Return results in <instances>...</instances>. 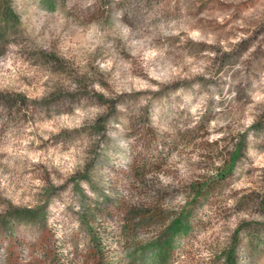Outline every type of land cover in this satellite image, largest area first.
I'll return each mask as SVG.
<instances>
[{"label": "rangeland", "instance_id": "rangeland-1", "mask_svg": "<svg viewBox=\"0 0 264 264\" xmlns=\"http://www.w3.org/2000/svg\"><path fill=\"white\" fill-rule=\"evenodd\" d=\"M241 4L235 0H196L193 7L199 20L218 41L207 45L182 43L183 32L174 35L186 27L180 0H110L112 10H105L104 14L109 29L114 31L106 47L116 55L114 45L119 37L121 43L126 42L131 48L133 56L140 53L144 57L145 68L152 77V81L136 79L134 86L145 89L156 81L161 85L169 81L189 85L162 94L146 92L139 97V103L147 105L154 121L166 125L171 113L193 107L194 101L203 95L209 97L206 103L210 105L220 104L214 99L220 96L234 112L264 98V25L255 14L245 28L235 23L242 22L249 9L264 13V5L248 4L246 0H241ZM52 6L53 0H0V37L8 40L22 37L27 25L39 30L48 16L46 8ZM120 11L123 16L118 15ZM225 14L228 18L221 23L219 17ZM132 19L136 21L134 27L129 23ZM153 21L156 23L149 35L135 32ZM239 32L246 39L233 44L231 41ZM157 40L167 48L163 55H156L162 51L159 46H151ZM224 41L231 51L224 50ZM41 46L49 49L47 42ZM209 50L216 55L206 57ZM58 55L68 58L67 53ZM174 60H180V67ZM237 64L241 67L237 68ZM126 72L127 62L121 59L113 76L124 88L128 85L121 76ZM45 75L53 79L51 85L43 79ZM62 75L59 67L54 72L51 62H42L32 65V75L23 78V84L0 85V148L21 153L20 158L14 159L8 151L0 152V169L4 170L0 171V183L7 185L8 171L19 169L17 179L21 187L26 178L41 180L45 174L55 184L75 171L82 160L90 159L93 167L88 175L94 188L84 181L79 182V187L89 197L83 211L92 223L84 225L86 230L79 233L80 241L59 252L60 246L52 244L42 233L40 219L46 218L48 226L61 237L66 229L79 232L82 219L66 216L64 203L55 198L47 201L45 189L38 185L32 184L23 191L20 187L8 188L0 197L6 201L0 203V264H95L94 259H83L90 254L87 247L92 239L91 230L99 233L103 241L102 248L94 247L93 251L105 252V264H152L153 250L145 252L136 240L147 244L158 237L162 264H259L264 257V156L261 155L264 123L257 121H264V111L253 112L251 124L244 131L235 132L220 152L211 150L212 145L204 138L211 135L210 122L201 128L191 114L182 117L185 127L188 124L193 127L182 137H172L174 151L165 163L179 157L177 168L184 179L172 180L170 186H165L166 180L153 183L155 169L141 178L134 174V168L143 164L141 157L150 156L151 152L140 141L135 146H126L118 121H107L102 132L68 139L66 130L80 126L76 118L52 112L59 111L52 102L46 107H33L37 102L29 101V94L18 90L27 87L35 91L34 84L41 89H55V78ZM236 90L241 100L232 96ZM96 95L103 98V93ZM102 115L88 111L86 126L93 127L95 119ZM53 171L59 176L51 175ZM157 184L169 194L161 198ZM173 189L178 191L173 193ZM60 196L77 213L81 212L79 198L74 196L71 185ZM185 205L193 216L184 211ZM182 212L189 218L168 243L163 234ZM145 224L147 229L139 227ZM76 251H80L79 260H75Z\"/></svg>", "mask_w": 264, "mask_h": 264}, {"label": "clouds", "instance_id": "clouds-1", "mask_svg": "<svg viewBox=\"0 0 264 264\" xmlns=\"http://www.w3.org/2000/svg\"><path fill=\"white\" fill-rule=\"evenodd\" d=\"M180 3L182 5L180 11L184 14L186 27L181 28L174 35L180 36V33L183 32L184 35L181 36L182 43L187 41H193L197 44L202 42L207 45L218 43L215 35L199 20V14L193 7L196 0H180ZM235 3L241 4V0H235ZM246 3L264 5V0H246ZM109 5L110 0H53V6L46 8L48 16L45 17V21L39 30L27 25L22 37L14 40L0 37V85L9 83L23 84V78L32 75V65L51 62L54 72L57 67L63 71L62 76L55 78V89H41L36 84L33 85V88L36 89L35 91L27 87L18 89L29 94V101L37 102L33 107H46L49 102H52L51 105H56L59 108V111L51 110L52 112L68 113L76 118L80 122V126L66 130L65 136L68 139L84 133L102 132L107 121H118L117 127L124 136L126 146H135L140 141L142 144L147 145L151 152L150 156L141 157L143 164L139 168H134V174L141 178L155 169L156 176L153 178V183L166 180L167 184L165 186H170L172 180L184 179L177 168L179 157L172 160L171 163H165L166 157L174 151L175 143L172 137H182L188 133L189 128L193 127L192 124H188L185 127L181 122L182 117H185L186 114H191V119L199 123L201 128L210 122L208 131L211 135L204 138L212 145L211 150L220 152L221 149H224L229 144L235 132L244 131L251 124V114L253 112L264 111V98L254 101L241 112H234L229 110V106L221 100L220 96L214 97L220 104L210 105L206 103L209 97L203 95L194 101L193 107L184 109L182 112L171 113L166 125H161L159 122L154 121L147 105L139 103V97L146 92L162 94L164 91L177 87H189V85L186 83L177 84L172 81H169L166 85H161L159 81H156L145 89L136 88L134 86V80L136 79L152 81V77L148 75L145 68L147 61L140 53L133 56L131 48L127 47L126 42L121 43L119 37H117L114 45L116 55H113L112 50L106 47L111 41L114 31L113 28L109 29L108 21L104 14L105 10L111 12L112 9ZM243 6L241 4V7ZM239 10L237 9V11ZM254 14L260 18L258 22L264 25V13L257 12L255 9H249L247 13H244L243 21H236L235 23L239 27L245 28L252 22L250 18ZM118 15L123 16V12H118ZM227 18L225 14L221 15L219 20L223 23ZM129 23L134 27L136 21L132 19ZM155 23L153 21L152 25L144 29L137 28L135 32H142L147 36ZM126 25L132 31V27L129 24ZM244 39H246L244 33L239 32L231 42L235 44ZM42 42L49 44L48 50L42 48ZM223 43L225 44L224 50L231 51L227 47L228 42L224 41ZM151 46H159L162 49L156 55H163L167 51V48L161 45L158 40L153 42ZM249 51L251 52V50ZM58 53H67L68 58H63ZM215 55L216 53L211 50L205 53V56L209 58ZM121 59L127 62V72L121 76V79L126 80L127 88L120 86L113 76L114 70ZM174 63L177 67H180V60H174ZM188 63H191V61L189 60ZM240 67L237 64V68ZM43 79L48 80L50 85L54 82L47 75ZM28 82L31 83V79ZM97 92L103 93V98L97 96ZM238 93L239 90L233 91L232 96L236 100H241ZM221 104L223 107L220 106ZM90 110L94 113H103L102 116H98L95 119L93 127L86 126L87 112ZM205 113L207 114L205 115ZM201 117H204V119L201 120ZM257 122L264 123L261 120ZM56 127H59V125ZM63 138L61 137V139ZM217 143H219V147L216 146ZM4 151H8L9 155L14 159L21 157L19 151L0 148V152ZM24 155L26 156L27 154L25 153ZM261 155L264 156V152ZM9 165H11V160H9ZM92 167L93 162L90 159H87L86 162L82 160L75 171L70 175L61 177L62 182L53 184L49 174H45L41 180L26 178L22 187L17 179L19 169L8 171L9 182L7 185L0 183V197L5 194L8 188L15 190V188L20 187V190L23 191L25 188H30L32 184H35L45 189L47 201L50 202L54 198L61 200L64 203L66 216L82 219L83 223L78 225L79 232H71V229H66L63 237L58 236L55 229L48 226L46 218H41L39 225L42 233L49 238L52 244L60 246L59 252H63L67 246L75 245L80 241L82 238L79 233L86 230L84 225L92 223L88 213L83 211V207L89 202V197L79 187V182L84 181L89 184L91 189L94 188L93 181L88 175ZM0 171L4 170L0 169ZM51 175L59 176V173L53 171ZM70 185L74 196L79 198L80 213H77L71 204L64 202L63 197L60 196L61 193L68 190ZM157 191L161 193V198L169 194L161 189L158 184ZM175 191H178V189H173V193ZM2 202L6 201L0 200V203ZM184 211H188L189 216H193L188 205H185ZM188 218L182 212L181 217L170 227L169 231L163 234L168 243H171L175 235L181 231L180 225ZM139 227L147 229L148 225H140ZM125 231H127V228ZM90 235L92 239L87 247V251L90 254L83 259H94L95 264H105V252L103 250L93 251L94 247L102 248L103 241L99 238V233L91 230ZM64 237L68 239L65 240ZM160 242V237L150 240L147 244L136 240V244L145 252L149 249L153 250L152 264H162L163 254L158 251ZM83 250L82 247L81 251ZM74 257L75 260L81 259L80 251L74 252ZM61 258L58 256V259ZM259 264H264V257L261 258Z\"/></svg>", "mask_w": 264, "mask_h": 264}]
</instances>
